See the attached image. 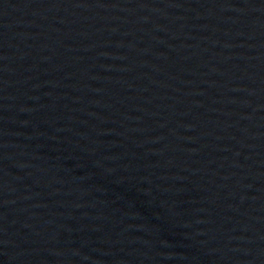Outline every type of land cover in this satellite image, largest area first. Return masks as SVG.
Segmentation results:
<instances>
[{"label":"water","instance_id":"obj_1","mask_svg":"<svg viewBox=\"0 0 264 264\" xmlns=\"http://www.w3.org/2000/svg\"><path fill=\"white\" fill-rule=\"evenodd\" d=\"M0 264H264V0H0Z\"/></svg>","mask_w":264,"mask_h":264}]
</instances>
